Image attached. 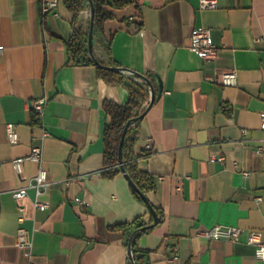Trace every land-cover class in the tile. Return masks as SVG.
Returning a JSON list of instances; mask_svg holds the SVG:
<instances>
[{
  "label": "crops",
  "instance_id": "0c3cea01",
  "mask_svg": "<svg viewBox=\"0 0 264 264\" xmlns=\"http://www.w3.org/2000/svg\"><path fill=\"white\" fill-rule=\"evenodd\" d=\"M48 1L0 0V264L28 263L16 245L18 227L28 232L35 264H128V235L109 227L138 215L152 226L134 240L146 252L143 264H263L246 237L248 230L264 237V152L255 150L264 146V0H216L215 8L133 0L93 35V55L105 65L150 73L154 86L161 80L160 96L133 123L137 166L155 182L146 195L161 211L156 223L122 173L103 174L109 117L102 103H124L127 89L100 77L96 64L68 61L73 14L61 0L42 12ZM89 20L85 2L77 26L86 30ZM199 26L210 29L213 59L189 49ZM232 69L236 85H223L220 75ZM41 96L37 117L29 102ZM9 122L15 144L7 140ZM147 138L151 149L142 156ZM34 145L41 160H24L23 174L46 170L37 196L43 209L11 163ZM22 187L26 194L15 196ZM215 224L240 227L239 240L205 237Z\"/></svg>",
  "mask_w": 264,
  "mask_h": 264
},
{
  "label": "trees",
  "instance_id": "16d2710c",
  "mask_svg": "<svg viewBox=\"0 0 264 264\" xmlns=\"http://www.w3.org/2000/svg\"><path fill=\"white\" fill-rule=\"evenodd\" d=\"M61 1L73 14L71 19L72 33L66 41L68 61L73 64H96L100 77L109 83L121 84L127 89V99L124 103H117L112 100H104L102 103L103 110L109 117V121L105 124L102 133L104 144L103 174L107 177H113L117 173H122L118 159V144L121 133L129 119L138 116L146 109L145 102L149 97V87L147 82L143 79L127 75L120 71H112L107 68V65L96 58L95 55H90L88 50L89 22L86 30L77 26L78 15L84 8V3H88V0ZM91 2L93 8V35H95L101 34L103 31V23L107 19L113 18L114 15L112 10L127 7L133 3V0H91ZM88 6L90 8L89 3ZM145 76L154 86V76L150 73L145 74ZM133 123L135 122L129 123L126 129L121 150V162L137 188L146 194L155 189V182L150 174L139 169L137 166V159L139 156L134 153V145L137 137L134 132ZM148 153L149 151L143 150L142 156H145ZM129 187L133 195L143 201L130 184ZM152 207L156 212L159 221L161 211L154 205H152ZM148 211L151 216L152 214L149 209ZM151 220L152 218L150 217V222ZM146 225L150 226L144 230H140ZM151 227V223L144 221L142 215L136 216L129 222L118 223L109 227L110 230H119L128 235L127 245L130 244L132 249V258H130L129 254L128 264L145 263L147 256L146 252H138V250L134 248V240L137 234L149 231Z\"/></svg>",
  "mask_w": 264,
  "mask_h": 264
},
{
  "label": "built area",
  "instance_id": "2783aa9c",
  "mask_svg": "<svg viewBox=\"0 0 264 264\" xmlns=\"http://www.w3.org/2000/svg\"><path fill=\"white\" fill-rule=\"evenodd\" d=\"M56 1H48L42 4L41 10L42 12H46L55 7ZM217 5L216 0H200L199 6L200 8H215ZM191 43L189 45V49L196 53L203 60H209L215 58L217 54V46L213 42L211 37V32L209 28L206 27H195L191 31ZM3 52V46L0 45V56ZM123 73L131 76H135L128 71H122ZM220 80L223 85L234 86L236 85L237 74L234 69L223 72L220 75ZM46 102V97L41 96L39 98L33 99L29 102V107L33 110L37 117H41L44 112V105ZM260 119L262 121V125L264 126V112L260 113ZM7 140L10 144H15L18 140L17 132L15 129L14 123H7L5 126ZM46 135L47 133L44 132ZM242 134H245V130L242 131ZM151 149V140L147 138L144 144V150L150 151ZM257 153L264 152V146L259 145L256 147ZM29 159L35 162H39L41 160V148L37 145L31 147L29 154L25 157L14 158L11 160L12 166L17 172L19 176L23 179H26L27 185L33 186L36 192V198L34 200V205L43 209L47 206V204L38 200L37 196L41 192V188L47 184V173L43 168H39L36 174L32 178H25L23 174V161ZM219 161H223V156H218L216 158ZM234 166H237V162L233 161ZM249 174L248 171H242L243 176H247ZM162 178V177H161ZM68 183V182H67ZM13 194L17 197H22L26 194L25 187L19 188L14 191ZM255 200L260 202L262 200V196H255ZM242 229L238 226H226L221 224H215L210 228H207L203 231V235L210 239H226L232 242L238 241L241 235ZM16 245L25 249L26 254L28 255V263L27 264H35L30 256V246L31 240L29 238L28 232L23 227H18L15 233ZM246 243L253 247L254 256L256 259L260 260L264 264V237L262 233L258 230H248Z\"/></svg>",
  "mask_w": 264,
  "mask_h": 264
},
{
  "label": "water",
  "instance_id": "95a60500",
  "mask_svg": "<svg viewBox=\"0 0 264 264\" xmlns=\"http://www.w3.org/2000/svg\"><path fill=\"white\" fill-rule=\"evenodd\" d=\"M88 3L90 5V20H89V28H88V50L90 55H93V48H92V38H93V8H92V2L91 0H88ZM95 62L97 63V61L95 60ZM107 68H109L112 71H128L130 73H132L133 75H135L136 77L143 79L145 82H147L148 87H149V100L147 102L146 107H148L155 98H158L161 94L162 91V84H161V80L156 76L157 78V85L153 86L151 84V82L148 80V78L141 73L138 72H134L132 70H129L127 68H122V67H115V66H107ZM146 109L139 114L138 116L132 117L131 119H129L127 121V123L125 124V127L121 133V137L119 140V144H118V159H119V163H120V168L122 170L123 175L125 176V178L127 179L128 183L132 186V188L139 194V196L143 199V201L145 202L146 206L148 207V209L150 210L152 216H153V223H156L158 221L157 218V214L156 212L153 210V207L151 205V203L149 202V199L147 197V195L143 192H141L137 186L134 184V182L130 179L129 175L127 174L126 170L124 169L122 162H121V150H122V145H123V140H124V136L126 133V129L129 125V123L135 122L139 119H141L145 113ZM148 226L150 225H146L144 227H142L140 230H144L146 229ZM128 252L130 254V258H132V249H131V245L128 244Z\"/></svg>",
  "mask_w": 264,
  "mask_h": 264
}]
</instances>
